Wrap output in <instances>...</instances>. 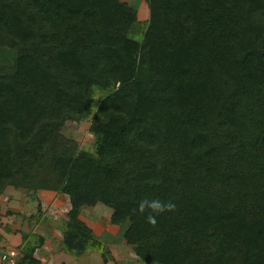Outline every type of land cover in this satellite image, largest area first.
Instances as JSON below:
<instances>
[{"label":"trees","instance_id":"16d2710c","mask_svg":"<svg viewBox=\"0 0 264 264\" xmlns=\"http://www.w3.org/2000/svg\"><path fill=\"white\" fill-rule=\"evenodd\" d=\"M146 2L136 40L122 0H0V194H66L71 255L101 202L144 264H264V0ZM87 118L93 151L60 133Z\"/></svg>","mask_w":264,"mask_h":264},{"label":"rangeland","instance_id":"374dc122","mask_svg":"<svg viewBox=\"0 0 264 264\" xmlns=\"http://www.w3.org/2000/svg\"><path fill=\"white\" fill-rule=\"evenodd\" d=\"M136 8V21L130 36L141 40V32L149 18L146 0H122ZM90 118L68 119L62 123L60 133L75 140L80 149L93 151L95 137L89 129ZM69 197L45 189L26 190L6 186L0 194V253L6 248L17 251L25 243L37 246L34 257L40 264H144L122 237L128 225L110 222L112 209L101 202L80 209L79 218L90 227L102 243L101 250L87 249L79 255L62 250L61 241L70 221Z\"/></svg>","mask_w":264,"mask_h":264},{"label":"clouds","instance_id":"9594fccd","mask_svg":"<svg viewBox=\"0 0 264 264\" xmlns=\"http://www.w3.org/2000/svg\"><path fill=\"white\" fill-rule=\"evenodd\" d=\"M175 208V204L171 201L163 202L160 199H142L137 206V211L140 213H144L146 209L150 210V213L147 220L148 223L155 225L156 224V215L165 212L172 211Z\"/></svg>","mask_w":264,"mask_h":264},{"label":"built area","instance_id":"2783aa9c","mask_svg":"<svg viewBox=\"0 0 264 264\" xmlns=\"http://www.w3.org/2000/svg\"><path fill=\"white\" fill-rule=\"evenodd\" d=\"M20 256L19 250L6 249L5 252L0 255V264H18L17 258Z\"/></svg>","mask_w":264,"mask_h":264},{"label":"crops","instance_id":"0c3cea01","mask_svg":"<svg viewBox=\"0 0 264 264\" xmlns=\"http://www.w3.org/2000/svg\"><path fill=\"white\" fill-rule=\"evenodd\" d=\"M7 249V248H6ZM18 250H20V249H18ZM0 255H1V253H0Z\"/></svg>","mask_w":264,"mask_h":264}]
</instances>
